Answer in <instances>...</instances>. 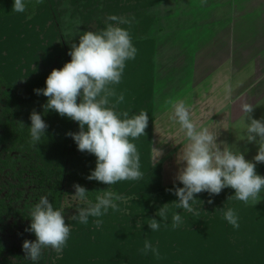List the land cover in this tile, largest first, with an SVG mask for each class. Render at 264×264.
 Returning <instances> with one entry per match:
<instances>
[{"label":"clouds","instance_id":"clouds-1","mask_svg":"<svg viewBox=\"0 0 264 264\" xmlns=\"http://www.w3.org/2000/svg\"><path fill=\"white\" fill-rule=\"evenodd\" d=\"M42 2L36 0V4ZM26 8V0H14L12 11L23 13ZM107 21L112 23H107L99 32L83 31V34H79V21H76L77 27L72 37L78 35L79 42L71 44L68 52L70 61L60 69L54 68L46 78L45 87L34 89V92L47 97L43 105L45 113L54 111L79 125L78 132H68L66 135L73 139L80 152L96 157V166L87 179L112 186L121 181L143 178L140 153L134 141L146 136L149 116L145 110L132 115L127 110H118L125 96L123 92L118 93L115 86L122 82L126 62L136 58L138 49L132 43L130 31L121 27L131 26L132 19L109 15ZM168 103L172 107L170 118L179 124L187 141L179 155V162L183 166L175 178L183 186L168 190L178 198L172 202L174 207L198 216L199 210L193 207L198 200L197 194L207 192L210 196L219 195L226 188L233 189L235 193L228 199L245 204L251 201L255 205L261 202L264 199L261 197L264 176L257 173L256 165L264 163V118H253L256 106L249 102H243L240 106L246 123L245 138L242 140L258 146L253 159L247 160L245 152L235 145L218 142L217 130L194 120L191 108L183 100ZM30 120V143L36 147L46 137L49 126L35 110L30 114ZM154 150L158 156L153 166L162 155L161 151ZM73 187L75 194L72 198L83 206L78 207L76 214L69 219L86 225L92 217L97 228L103 224L100 217L106 215L109 209L119 211L116 202L126 199L108 187L107 190L97 191L93 202L88 199L89 192L85 187L79 184ZM208 203L213 201L210 199ZM218 210L233 228H239V217L234 209ZM169 211V203L161 206L155 214L159 221L149 218L148 227L158 231L161 222L168 227ZM30 220L31 224L25 231L34 233L36 239L24 240L22 249L26 253L25 258L37 261L46 248L62 254L71 233L64 208H54L47 196H41L30 210ZM183 223L182 215L173 212L171 228L175 230ZM139 251L145 256L151 253L157 260L164 259L159 248L147 239Z\"/></svg>","mask_w":264,"mask_h":264},{"label":"rangeland","instance_id":"rangeland-1","mask_svg":"<svg viewBox=\"0 0 264 264\" xmlns=\"http://www.w3.org/2000/svg\"><path fill=\"white\" fill-rule=\"evenodd\" d=\"M48 1L49 12L42 15L40 20L35 21L34 19L35 22H30V25L19 27L14 34L12 31L17 27L9 33L5 31L2 33L0 31V61L5 59L10 61V70L23 68L22 70L25 72L27 68L25 65L30 64L31 66H36L38 64L37 53H41L39 51L41 45H38V43L51 42L53 44L51 48H56L59 45L65 50H70L72 43L78 44L79 42L78 35L72 37L74 29L77 27L76 21H79V34H83V31L99 32L104 29L106 23H112L111 21H107L109 15L128 17L139 14L137 17L143 18L144 16H150L153 18L152 33L158 39V43L154 57L156 93L154 92L152 110L150 109L149 111L146 105L138 104L137 106L124 107V109H119V111L127 110L130 115L139 114L141 110H145L148 113L149 123L146 129V136H141L134 141L140 153L141 171L144 173V176L147 174L148 167L151 169V166H159L162 186L168 187L170 185L180 184L175 178L179 169L183 166L179 162V155L187 141L184 138L183 132L180 130L179 124L170 118L172 107L168 102L183 100L191 110L193 108L195 109L193 112H197V116L193 115L194 120L203 122L207 116V114H204V110L208 106H204L205 103L202 105L200 102H197L198 100L195 98L201 96L202 89L200 90L197 87L193 88V85L187 79L188 76L193 74L190 72L191 67L189 68V64L191 61L192 63L196 60L198 62L199 57H201H198V54H203V57L208 55L209 58H214L219 53L212 52V48L206 44L208 42H204L206 40L205 36L204 41L200 45L197 44L199 40L198 35H202L199 34L201 30L195 28V30L192 29V33H190V30H187L190 21L188 11L192 9L198 15L201 13L200 11L204 12L205 9L203 7L206 0H118L117 2L115 0H90V3L93 5L90 8L92 10L89 11L80 4H83L87 0H80V3H73V0ZM33 14L29 13L27 19L31 18ZM43 20H45V23L44 26H41L40 22ZM33 28L34 30H32ZM223 33L226 35L225 32ZM33 40L36 41L35 46L32 44ZM205 44V50L200 51L199 49ZM13 54L16 56L13 58L9 57ZM209 58H207V61ZM18 59L20 60L18 61ZM206 75L208 76V74ZM170 76L173 87H171V83H166L168 80L164 79ZM165 86H168L170 89L168 92H165L167 99L163 101L161 88L164 89ZM222 100L224 98L220 96L215 101L216 103H220ZM167 107H169L168 110ZM165 110L167 112L170 111V113L166 114ZM252 115L256 119L264 118V105L255 109ZM203 123L211 129L218 131V142L225 141L229 145H235L240 151L245 152V158L247 160H252L256 155L258 146L255 143L250 144L246 140H242L245 138L246 131V123L243 118L230 126L231 129L227 127L225 118L215 113ZM154 148L161 151L162 155L158 157L157 162L153 166L154 160L158 156V152ZM246 149L247 151H245ZM87 154L92 158V164L89 169L91 173L96 166V157L92 154ZM79 155L85 157L86 153L80 152ZM82 171L83 165L79 163V178L82 176ZM256 171L258 174L264 176V163L257 164ZM76 184L86 188L89 192L88 199L93 202H95V197L98 194L97 191L106 190L108 187H111L95 180L90 181L87 179V176L84 177L83 181L80 182L79 180V183ZM164 193V195H168L169 191L165 190ZM74 194L75 189L73 185L67 186L64 189L61 200V207L65 210L66 223L71 228H76L79 222L71 220L69 217L76 214L78 207L83 206L78 200L72 198ZM234 194L233 189L226 188L219 195L209 196V198H218L212 200L213 203L209 204L208 201L210 199L204 198L200 206L204 209L209 207L213 210L219 208L227 210L228 208H232L241 211L251 210L249 207H256L255 209H257L264 205V199L256 205L251 201L245 204L235 199H228ZM158 195L160 201L166 203L167 198L162 196L160 191H156L151 201L152 206L159 204L160 201L155 202L156 200L154 199ZM24 197L26 199H20L18 201L19 204L22 208L31 210L36 203L29 201L26 195ZM124 197H126L124 201L127 202V205L122 207L118 205L119 211L109 209L106 215L100 217L103 220L100 229L103 233L108 234L106 237L104 236L101 239L97 238L95 234L97 227L93 223L95 218L90 217L89 222L83 225L94 228L92 236L89 239L83 238V240L80 236H76V240L70 244L73 248L68 252L69 254H65V252L57 254L55 251L46 248L42 250V254L37 261L27 260L32 264H264V230L259 231L263 232V235L260 233L254 235V242L258 244L254 247H247L248 241L244 239L236 240L232 236L229 237L230 240L227 244L225 241L220 240L222 238L221 235H213L208 232L207 235L205 234L207 240L209 239L205 242L210 248L207 254H161L164 257L161 260L155 259L151 254L147 256L142 254H129L126 242L130 234L135 233L136 230L138 231L144 222L141 217H132L130 209L128 208V204H130L129 200L134 195ZM261 197L264 198V192L261 193ZM177 199L176 196H172L171 203L177 201ZM244 213L247 212L243 211L241 213L242 217L247 216ZM155 214L156 211L153 213V218L157 217ZM209 214L211 216V212ZM243 221L239 218V227L249 224V220ZM220 222L222 223V220ZM26 225V221H23V223L20 222L18 225L12 227L6 225L5 228H2L3 225L0 224V241L3 249V253H0V262L5 261L7 258L11 260L10 264H14L17 260L26 259V253L22 249L23 242L24 240L35 241L36 239L34 233L30 231H27V233L24 232V234L21 232L24 228H29ZM238 229L233 228V231ZM222 241L226 243L224 245L228 248L223 247L221 253L215 254L216 246L218 247ZM16 252L20 254H14Z\"/></svg>","mask_w":264,"mask_h":264},{"label":"trees","instance_id":"trees-1","mask_svg":"<svg viewBox=\"0 0 264 264\" xmlns=\"http://www.w3.org/2000/svg\"><path fill=\"white\" fill-rule=\"evenodd\" d=\"M48 2V0H43L42 3L36 4V0H26V11L16 13L12 11L14 0H0V31L9 33L17 27L12 31L14 34L19 27L30 25L34 19L35 21L40 20L42 15L49 12ZM77 2L80 3V0H73V3ZM80 4L88 11L92 10L90 8L93 4L90 3V0ZM29 13L34 14L27 19ZM138 15L127 17L132 19L131 26L121 25L130 31L132 43L138 52L134 60L126 62L122 82L115 86L117 92H123L125 96L124 103L119 106L118 110L141 104L146 105L150 111L153 106L154 57L158 39L152 33L153 18L150 16L140 18L137 17ZM44 23L45 20L41 21V26H44ZM32 44L35 46L36 41L33 40ZM38 45H41L39 48L41 53H37L38 64L36 66L25 65L27 66L25 72H23V68L10 70V61L6 59L3 60L5 62L0 61V224L3 225L2 228H5L6 225L8 227L16 226L23 221L27 222V227L30 226V210L22 208L18 202L20 199H26L25 195L32 203H37L41 196H47L54 208H60L64 189L79 183V180L83 181L84 177L90 174L89 169L92 164V158L86 152H83L86 153L85 157H81L76 143L66 135L68 132H78L79 125L67 117H61L54 111L45 113L43 105L46 104L47 97L34 92V89L45 87L46 78L54 68L60 69L70 61L71 57L68 55L70 50H65L59 45L56 48H51L53 45L51 42H42ZM15 56L13 54L9 57ZM33 110L40 113L49 126L46 130V137L42 138L36 147L30 143L28 129L31 126L30 114ZM79 163L83 165L80 178L78 177ZM161 184L160 167L151 166V169L148 167L147 174L142 179L121 181L111 186V190L120 195H134L129 200L128 208L132 217H141L144 222L138 231L130 234L126 242L129 254H141L139 250L143 247L145 239L149 240L153 246L158 247L161 254H207L210 250L205 242L209 240L206 238L208 232L213 235H221L220 240L227 244L230 240L229 237L232 236L236 240L248 241L247 247L258 245L254 242V235L257 233L263 235V232L259 231L264 230V205L257 209L249 207L251 210L234 209L238 217L244 221L249 220V224L233 231V227L231 228V225L222 218L220 210H213L210 207L204 209L200 206L202 199L216 200L217 197L209 198L210 195L207 192L202 195L197 194L198 200L193 205L199 210V215L196 216L174 207L171 203V197L175 196L173 192L169 191L168 195H164L165 190L182 187V184L168 187ZM156 191H160L161 195L167 198L166 203H169L170 211L167 220L168 227H164V222H161L160 229L152 231L148 227L149 218H153V213L166 204L164 201H160L158 195L154 199L155 202L160 201L159 204L151 205L153 194ZM116 203L120 207L127 205L124 200ZM243 211L247 212L244 213L247 216L242 217ZM173 212H179L184 219V223L175 230L171 228ZM155 219L159 221L160 218L157 216ZM25 229L27 228L21 231L23 234L27 233ZM95 231L98 239L108 235L103 233L100 227ZM93 232L94 228L85 227L80 223L76 228H71L70 237L63 252L69 254L68 252L73 248L70 244L76 240V236H80L82 240L83 238L89 239ZM223 241L218 247L216 246L215 254L221 253L223 247L228 248ZM0 253H3L1 241ZM10 261L6 258L0 264H10ZM14 264L32 263L23 259L17 260Z\"/></svg>","mask_w":264,"mask_h":264},{"label":"crops","instance_id":"crops-1","mask_svg":"<svg viewBox=\"0 0 264 264\" xmlns=\"http://www.w3.org/2000/svg\"><path fill=\"white\" fill-rule=\"evenodd\" d=\"M203 8L205 11H200L199 15L192 9L188 11L190 21L187 30L190 33L195 28L201 30L197 44L200 45L205 36L204 42H208L206 44L212 52L219 53L214 58L198 54L201 56L198 62L189 61L193 74L187 75V79L193 88L202 89V97L195 98L208 106L204 110L207 116L203 122L215 113L222 115L231 129L230 126L242 120L240 106L243 102L254 104L255 109L264 105V0H206ZM206 44L199 50H205ZM164 79L171 83V76ZM169 89L168 86L161 88L163 101H166L165 92ZM220 96L224 100L216 103ZM192 114L198 115L197 112Z\"/></svg>","mask_w":264,"mask_h":264}]
</instances>
